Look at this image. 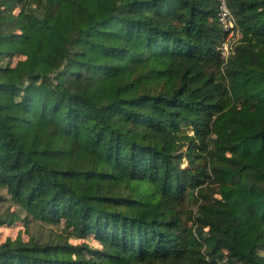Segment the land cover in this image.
I'll list each match as a JSON object with an SVG mask.
<instances>
[{"label":"trees","instance_id":"trees-1","mask_svg":"<svg viewBox=\"0 0 264 264\" xmlns=\"http://www.w3.org/2000/svg\"><path fill=\"white\" fill-rule=\"evenodd\" d=\"M228 3L225 59L219 0H0V186L83 240L0 264H264V0Z\"/></svg>","mask_w":264,"mask_h":264},{"label":"rangeland","instance_id":"rangeland-1","mask_svg":"<svg viewBox=\"0 0 264 264\" xmlns=\"http://www.w3.org/2000/svg\"><path fill=\"white\" fill-rule=\"evenodd\" d=\"M241 37L242 31L240 33V37H238V39L236 37L235 42L240 40ZM233 44L232 46H234ZM186 208L187 210L193 209L194 213L196 212V207L192 205H187ZM17 211L21 216V219L13 223H6L0 226V243L4 242L8 237H11L12 239H22L24 241L35 238L41 242H46L49 240L54 241L62 238L64 240L68 239L72 243L83 242L82 239L70 235L69 231L64 229L63 224H51L32 216L26 217L27 219H22L26 216L25 211L18 206L13 198L7 193V190L0 186V215L6 217L7 215ZM185 217H187L186 214ZM191 223L192 222H189V224ZM89 241L94 245H97L95 240L89 238ZM261 253L264 254V250H261Z\"/></svg>","mask_w":264,"mask_h":264},{"label":"built area","instance_id":"built-area-1","mask_svg":"<svg viewBox=\"0 0 264 264\" xmlns=\"http://www.w3.org/2000/svg\"><path fill=\"white\" fill-rule=\"evenodd\" d=\"M220 7L218 18L224 28L226 34L221 40L218 49L222 56L227 59L232 49V44L235 42L237 37H240L241 28L237 22V18L229 6L228 0H219Z\"/></svg>","mask_w":264,"mask_h":264}]
</instances>
